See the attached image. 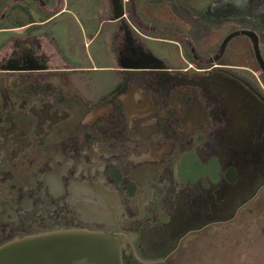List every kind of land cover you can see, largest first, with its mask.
Listing matches in <instances>:
<instances>
[{
    "label": "flooded vegetation",
    "instance_id": "1",
    "mask_svg": "<svg viewBox=\"0 0 264 264\" xmlns=\"http://www.w3.org/2000/svg\"><path fill=\"white\" fill-rule=\"evenodd\" d=\"M142 2L96 37L100 80L0 28V246L88 229L124 264H182L264 211V0Z\"/></svg>",
    "mask_w": 264,
    "mask_h": 264
},
{
    "label": "crops",
    "instance_id": "2",
    "mask_svg": "<svg viewBox=\"0 0 264 264\" xmlns=\"http://www.w3.org/2000/svg\"><path fill=\"white\" fill-rule=\"evenodd\" d=\"M2 2L9 8L14 6L18 8L13 15L18 19L9 23V16L6 14L0 22V28H8L9 33L13 31L23 37L31 35L40 37L43 49L50 54L54 66L64 69L76 67L85 71L108 69L107 67L111 66L98 63L77 64L76 58L62 50L59 39L61 30L72 31V21L82 34V44L86 49L97 42L96 37L99 35L103 34L106 40L109 39L118 29L112 22L114 13L117 12L112 0H2ZM87 54L90 58L93 57V54L88 52Z\"/></svg>",
    "mask_w": 264,
    "mask_h": 264
},
{
    "label": "rangeland",
    "instance_id": "3",
    "mask_svg": "<svg viewBox=\"0 0 264 264\" xmlns=\"http://www.w3.org/2000/svg\"><path fill=\"white\" fill-rule=\"evenodd\" d=\"M143 1H145L142 2L144 12L163 11L162 8L149 6L150 4L145 6V3L150 0ZM19 3L17 4L19 5ZM17 10L18 8H15V6L10 9L8 15L9 23L17 21L18 17L16 19V16H13ZM71 24L72 31L61 30L59 40L62 44V50L67 54L69 53L72 58L78 59L84 65L91 64V59L88 57L87 52L90 54L92 52V60L98 61L100 58L98 41L86 49L82 44V34L76 29V23L72 21ZM14 35L15 33L12 31L4 39L9 41ZM2 37L0 34V40H2ZM0 44L2 45L1 41ZM107 74L108 72L106 71L83 73L89 78L94 77V80H100ZM245 219L248 224L246 227L236 225L215 227L191 237L179 261L182 264H264V211L249 215Z\"/></svg>",
    "mask_w": 264,
    "mask_h": 264
},
{
    "label": "water",
    "instance_id": "4",
    "mask_svg": "<svg viewBox=\"0 0 264 264\" xmlns=\"http://www.w3.org/2000/svg\"><path fill=\"white\" fill-rule=\"evenodd\" d=\"M117 12L125 0H112ZM122 241L113 233L59 229L0 246V264H124Z\"/></svg>",
    "mask_w": 264,
    "mask_h": 264
},
{
    "label": "trees",
    "instance_id": "5",
    "mask_svg": "<svg viewBox=\"0 0 264 264\" xmlns=\"http://www.w3.org/2000/svg\"><path fill=\"white\" fill-rule=\"evenodd\" d=\"M2 5H3V2H0V8L2 7Z\"/></svg>",
    "mask_w": 264,
    "mask_h": 264
}]
</instances>
